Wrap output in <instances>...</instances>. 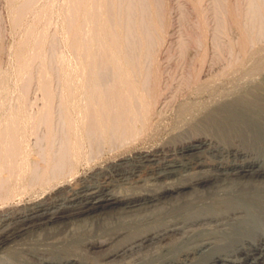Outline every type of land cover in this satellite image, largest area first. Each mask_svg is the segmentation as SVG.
Here are the masks:
<instances>
[{"label": "bare ground", "instance_id": "bare-ground-1", "mask_svg": "<svg viewBox=\"0 0 264 264\" xmlns=\"http://www.w3.org/2000/svg\"><path fill=\"white\" fill-rule=\"evenodd\" d=\"M10 1L14 28L27 13L49 10ZM159 5L65 0L60 31L75 72L57 91L42 68L40 102L27 98L26 75L48 38L33 37L34 25L26 30L14 51L18 102L0 117V264H108L117 256L128 264H264V84L198 80L202 51L186 73L197 77L192 87L186 77L176 87L198 98L163 100L168 87L150 53L162 29ZM247 13L255 25L264 0ZM243 38L241 57L251 42ZM30 47L40 52L33 57ZM171 109L176 122L161 137Z\"/></svg>", "mask_w": 264, "mask_h": 264}, {"label": "rangeland", "instance_id": "rangeland-1", "mask_svg": "<svg viewBox=\"0 0 264 264\" xmlns=\"http://www.w3.org/2000/svg\"><path fill=\"white\" fill-rule=\"evenodd\" d=\"M64 1L65 0H37L33 7L34 10L35 7L36 9L40 8V10H43L44 6H46L44 9L47 8L49 10H46L47 12L44 15L41 14V17H39L36 11L35 13L34 11L32 13H27L23 17L21 25L14 28L12 27L13 25L10 24L8 18L11 11L9 9L11 5L9 2L11 3V1L0 0V117L2 119L9 114V109L11 110L12 107H16L14 104L18 102L19 87L22 84V80L16 71L17 61L14 56V51L17 49L18 44L25 36V32L29 27L33 25V29L36 27L33 30V37L45 31L46 37L49 40L47 39L43 46L41 51L43 53L34 48L35 52L31 47L30 51L33 50L34 52L31 51L30 53V51H28L32 56L40 52V54L38 53L39 55H37L41 57H38V59L36 55L35 58L37 59L33 58L34 60L32 59V63L30 62L28 65L29 68L26 77H29L30 83L27 89V98L31 102L35 101V99L40 102V93L36 89L37 79L40 73L44 74V68L47 71L46 76L48 78L50 77L49 79L53 80V82L56 81L54 82V87L57 88V91L60 90L58 86H62V80L61 83L59 80L69 73L71 75L74 74L75 71H73V68L75 65L73 62H75V55L74 52L70 51L64 44V40L62 39L64 38V36H62L63 31H60L62 30L60 28L62 18L61 5ZM153 2H157L158 5L160 4L159 8L161 9H159L158 15L160 14L161 16H158V19H161L162 31L159 30V33H156L152 38L153 46L150 44L152 48L150 53L152 55L154 53V55L158 57L162 71L161 82L165 88L168 87V90H163V96L161 95L163 100L165 98V101H167L168 98L169 101V98L172 97L174 102L182 103L186 100L188 102L195 101V99L198 98L192 92L190 93L185 90V88H182L184 90L176 92L178 91L176 87L183 82L182 80L188 78V76L186 77V73H189V71L194 68L195 61L191 58L196 55V53L199 54L202 51H205L207 54V62L203 70H201L202 73L199 74L200 77L199 75L197 76L199 78L198 80L212 81L215 78V80L226 83L227 81L239 82L241 80L248 81V79H255L257 82L260 81L259 83L264 84V17L262 18L263 20L261 18L258 19L254 25L250 21V13H247L250 3L256 2V0H202L199 4L197 0H153ZM226 11L229 13L226 14ZM231 12H233V15ZM35 14H38L39 18L37 15L36 18L34 16ZM200 26L206 27L205 30L203 29V39L201 37V30L204 27L200 28ZM257 28L259 29L257 30ZM243 37H248L251 42L248 44L242 58L239 40L242 41V39H244ZM181 53L186 54L184 60H179V55ZM42 56H44L43 59ZM60 57H62L63 60H60ZM235 63L237 64L235 65ZM220 69L222 71H220ZM221 72L226 73L223 75ZM219 76L222 77L220 78ZM189 77V84L192 87V81L197 80V77ZM204 96L199 100H205L207 95ZM169 114H167L165 123L157 129V133L160 132L158 134L161 137L164 136L170 125L176 122L174 109H171ZM176 238H179V235L168 237L163 241L158 240L149 242L144 245L142 250L138 251L139 253L137 256L144 257V255L153 253L159 245H170ZM100 241L102 242V240ZM108 247L109 246L102 245L101 247L94 248L92 252L99 253ZM131 259L132 258L129 259L117 256L115 258L105 259V263L128 264Z\"/></svg>", "mask_w": 264, "mask_h": 264}]
</instances>
